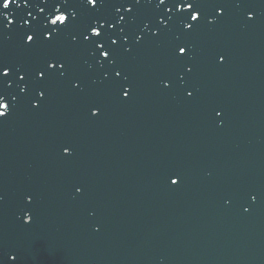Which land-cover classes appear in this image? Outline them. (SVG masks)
Returning a JSON list of instances; mask_svg holds the SVG:
<instances>
[{"label":"water","instance_id":"obj_1","mask_svg":"<svg viewBox=\"0 0 264 264\" xmlns=\"http://www.w3.org/2000/svg\"><path fill=\"white\" fill-rule=\"evenodd\" d=\"M126 260L264 264V0H0V264Z\"/></svg>","mask_w":264,"mask_h":264}]
</instances>
